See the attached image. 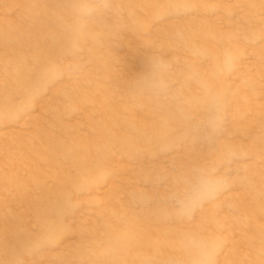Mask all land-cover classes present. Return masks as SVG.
<instances>
[{
	"label": "rangeland",
	"instance_id": "rangeland-1",
	"mask_svg": "<svg viewBox=\"0 0 264 264\" xmlns=\"http://www.w3.org/2000/svg\"><path fill=\"white\" fill-rule=\"evenodd\" d=\"M0 264H264V0H0Z\"/></svg>",
	"mask_w": 264,
	"mask_h": 264
}]
</instances>
